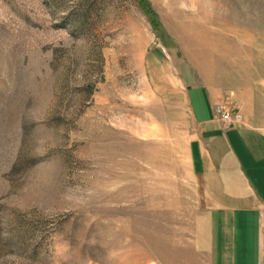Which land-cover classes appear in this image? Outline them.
I'll use <instances>...</instances> for the list:
<instances>
[{"label":"rangeland","instance_id":"374dc122","mask_svg":"<svg viewBox=\"0 0 264 264\" xmlns=\"http://www.w3.org/2000/svg\"><path fill=\"white\" fill-rule=\"evenodd\" d=\"M263 83L264 0H0V264H202L189 87Z\"/></svg>","mask_w":264,"mask_h":264},{"label":"crops","instance_id":"0c3cea01","mask_svg":"<svg viewBox=\"0 0 264 264\" xmlns=\"http://www.w3.org/2000/svg\"><path fill=\"white\" fill-rule=\"evenodd\" d=\"M221 91L190 86L187 95L194 120L189 158L201 209L197 249L202 264H264V128L247 120L227 127L216 114ZM261 97L264 103V92ZM259 101L246 96L247 103Z\"/></svg>","mask_w":264,"mask_h":264},{"label":"built area","instance_id":"2783aa9c","mask_svg":"<svg viewBox=\"0 0 264 264\" xmlns=\"http://www.w3.org/2000/svg\"><path fill=\"white\" fill-rule=\"evenodd\" d=\"M216 114L227 127H236L243 123L241 115L232 114L223 104L216 107ZM261 218L264 221V213L261 214Z\"/></svg>","mask_w":264,"mask_h":264}]
</instances>
